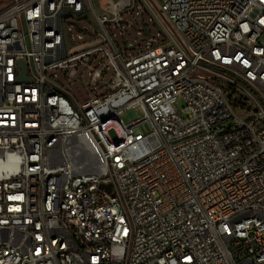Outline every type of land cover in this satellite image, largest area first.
Returning <instances> with one entry per match:
<instances>
[{
	"label": "built area",
	"instance_id": "built-area-1",
	"mask_svg": "<svg viewBox=\"0 0 264 264\" xmlns=\"http://www.w3.org/2000/svg\"><path fill=\"white\" fill-rule=\"evenodd\" d=\"M155 1L0 12V264H264V0Z\"/></svg>",
	"mask_w": 264,
	"mask_h": 264
},
{
	"label": "rangeland",
	"instance_id": "rangeland-1",
	"mask_svg": "<svg viewBox=\"0 0 264 264\" xmlns=\"http://www.w3.org/2000/svg\"><path fill=\"white\" fill-rule=\"evenodd\" d=\"M116 1V0H115ZM135 8L131 11L125 10L122 18L126 24V30L119 36L123 40V44H133L137 50H143L148 46H164L171 42L170 34L172 32L176 35L174 29L169 24L167 19L160 13L158 5L155 0H135ZM12 0H0V12L5 9ZM139 10V13L137 12ZM135 50V48H134ZM72 91L78 101H82L87 96V89L78 86H73ZM175 108L183 117L186 115L183 112L182 100L177 101ZM144 111L141 107L135 108L133 111H125L121 115V119L125 124L132 121V117L136 116L139 119L144 118ZM143 133L147 134L151 131L149 124L141 125ZM113 138H116L114 131H110Z\"/></svg>",
	"mask_w": 264,
	"mask_h": 264
},
{
	"label": "water",
	"instance_id": "water-1",
	"mask_svg": "<svg viewBox=\"0 0 264 264\" xmlns=\"http://www.w3.org/2000/svg\"><path fill=\"white\" fill-rule=\"evenodd\" d=\"M25 69V68H24ZM22 79H25V76H24V74L22 75Z\"/></svg>",
	"mask_w": 264,
	"mask_h": 264
}]
</instances>
